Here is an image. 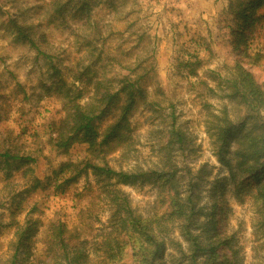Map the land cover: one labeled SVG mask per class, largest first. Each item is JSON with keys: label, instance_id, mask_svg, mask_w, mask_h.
Masks as SVG:
<instances>
[{"label": "rangeland", "instance_id": "374dc122", "mask_svg": "<svg viewBox=\"0 0 264 264\" xmlns=\"http://www.w3.org/2000/svg\"><path fill=\"white\" fill-rule=\"evenodd\" d=\"M241 1L248 0H0V264H10L19 235L29 227L35 234L30 247L16 252L18 264H45L52 258L51 225L58 222L67 225L71 246L88 240L96 247L93 242L111 229L113 211L103 192L106 182H98L89 163L107 161L124 170L160 167L171 121L190 141L177 161L181 173L190 168L200 184L194 231L204 247L213 248L211 264H264V200L258 189L264 185V165L225 183L230 171L214 154L208 132L224 111L236 121L247 113L231 87L236 63L264 84V21L245 30L247 48L236 44L232 32L233 9ZM55 2L63 12L55 10ZM83 2L90 4L88 14L76 11ZM260 7L264 10V3ZM17 25L31 26L26 31L38 49L19 38ZM125 76L147 90V100L137 98L130 115L132 144L98 157L82 142L67 153L57 150L53 123L65 116L68 99L81 95L82 103L103 109L94 84L102 83L99 92L115 91ZM120 103L97 121L100 132L116 119ZM239 136L232 139L231 152ZM5 151L34 161L17 168L21 160L7 163L1 156ZM64 162L86 170L62 191L56 185L70 172L56 170ZM35 177H49L48 186L34 189ZM237 182L243 187L238 192ZM118 187L136 216L150 219L172 209L170 191L155 177ZM159 227L165 229L160 260L188 264L181 219ZM129 234L117 232L123 254L114 264H134L131 243L141 240ZM100 256L93 250L91 264H101Z\"/></svg>", "mask_w": 264, "mask_h": 264}, {"label": "trees", "instance_id": "16d2710c", "mask_svg": "<svg viewBox=\"0 0 264 264\" xmlns=\"http://www.w3.org/2000/svg\"><path fill=\"white\" fill-rule=\"evenodd\" d=\"M263 3L264 0L241 1L239 6L233 9L234 18L231 27L236 28L232 32L236 34L237 45L244 42L247 48L246 41L249 37L245 30L256 27L259 23L263 24L264 10H259ZM54 6L57 8L60 3L55 2ZM63 8L55 10L63 12ZM89 9L90 4L83 2L76 11L88 14ZM17 26L19 38L29 41L33 47L38 49L31 32L26 31L27 28L30 30L31 26L26 28L22 25ZM260 57L261 55L258 53L256 58ZM235 66L237 74L231 80V87L234 89L233 96L240 101L239 103L246 105L247 113L236 121L224 111L222 116L216 115L215 125L208 131L213 140L214 154L219 162L228 167L230 171V178H225V183L237 180L243 174L248 175L258 169L260 165H264V84H259L253 74L241 64L236 63ZM120 83V87L115 91L106 87L100 92L102 83L99 81L94 84L96 95H100L99 101L102 104L105 103L103 109L93 107L92 103H82L81 95L75 99H68L69 105L65 116L60 121L53 123L55 135L52 138V144L57 150L67 153L74 143L82 142L87 143L92 154L98 157L101 153H104L105 156L111 151L114 152L120 148L122 150L132 144L133 131L130 115L138 102L137 98L147 100V90L139 80H132L127 76ZM50 88L51 86L48 87V89ZM118 103L120 104L117 105L116 119L106 126L103 132H100L97 121L105 114L106 110ZM170 126L166 131L167 139L161 145L162 165L160 164V167L156 169L124 170L113 168L107 161H104L103 164L93 161L89 163L87 169H91L99 177L98 182H106L103 192L108 198L111 211H113L109 222L111 229L101 233V238L93 242L96 247H92L88 240H83L77 246H71L65 236L66 233H69L67 225L64 222L52 224L49 251L54 252V255L45 264H91L92 259L89 258L93 250L95 253H100L101 264H114L122 259L123 254V245L117 235L118 231L130 232V238L141 240V243H136L135 240L131 243L134 264H164L160 259L165 250V240L161 236V234H165V229L159 226L162 221L168 219H181L182 234L185 235L189 243V253L184 252V257L188 256L187 263L211 264V260L215 256L213 248L204 247L199 240L200 235L194 231L195 216L201 210L200 184L189 174L190 168H187L185 173H181L182 167L178 166L177 161V155L191 147L190 141L183 130L175 124V121H171ZM237 133H240L237 140L238 146L231 152L232 139ZM231 153L232 157H235V161L229 156ZM1 156L5 157L7 163L10 159L21 160L17 168L22 164L34 161L31 157L11 153V151H5L1 153ZM85 170L86 168L77 169L73 162L61 163L56 172L58 174L70 172V175L57 183V188H62L63 191L66 186L75 182ZM154 177L157 181L162 180L163 185L170 191L172 209L168 214L144 219L134 215L129 197L118 185L149 180ZM48 184L49 177L44 180L35 177L33 187L34 189L45 188ZM241 188H243L242 182H237V192ZM258 189L260 197L264 200V185H260ZM209 221H213L211 215ZM153 223L158 224L156 225L158 227H154ZM34 234L35 232H32L30 227L22 230L16 243V250L22 251L23 248L30 247L27 243ZM87 244L90 246L88 247ZM208 249L211 252L201 259L200 255ZM16 252L11 256L10 264H18Z\"/></svg>", "mask_w": 264, "mask_h": 264}]
</instances>
